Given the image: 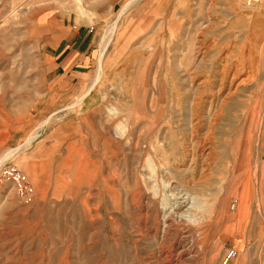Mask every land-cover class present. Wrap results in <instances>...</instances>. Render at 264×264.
Here are the masks:
<instances>
[{"label": "rangeland", "instance_id": "rangeland-1", "mask_svg": "<svg viewBox=\"0 0 264 264\" xmlns=\"http://www.w3.org/2000/svg\"><path fill=\"white\" fill-rule=\"evenodd\" d=\"M252 2L0 0V168L34 188L0 184V264H264ZM81 30L72 78L52 53Z\"/></svg>", "mask_w": 264, "mask_h": 264}, {"label": "crops", "instance_id": "crops-1", "mask_svg": "<svg viewBox=\"0 0 264 264\" xmlns=\"http://www.w3.org/2000/svg\"><path fill=\"white\" fill-rule=\"evenodd\" d=\"M66 37L55 45L54 53L51 52L54 55L53 68L75 78L89 71L87 54L92 41L87 30H81L80 33L74 31L69 38ZM88 88L86 93L92 89V87L89 90Z\"/></svg>", "mask_w": 264, "mask_h": 264}, {"label": "built area", "instance_id": "built-area-1", "mask_svg": "<svg viewBox=\"0 0 264 264\" xmlns=\"http://www.w3.org/2000/svg\"><path fill=\"white\" fill-rule=\"evenodd\" d=\"M259 4L264 11V0H252ZM4 182L12 183L15 192L23 203H31L34 199V188L27 178V175L14 164L5 165L0 168V184ZM237 251L233 248L226 249L222 264H228Z\"/></svg>", "mask_w": 264, "mask_h": 264}, {"label": "bare ground", "instance_id": "bare-ground-1", "mask_svg": "<svg viewBox=\"0 0 264 264\" xmlns=\"http://www.w3.org/2000/svg\"><path fill=\"white\" fill-rule=\"evenodd\" d=\"M247 3L249 2V4L252 2V0H245ZM254 3V2H252ZM94 84V83H93ZM13 151V150H12Z\"/></svg>", "mask_w": 264, "mask_h": 264}]
</instances>
